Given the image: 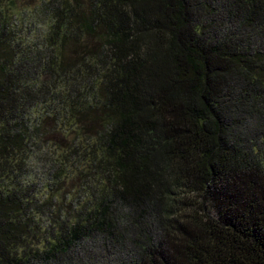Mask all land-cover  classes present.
Returning a JSON list of instances; mask_svg holds the SVG:
<instances>
[{
	"label": "trees",
	"instance_id": "obj_1",
	"mask_svg": "<svg viewBox=\"0 0 264 264\" xmlns=\"http://www.w3.org/2000/svg\"><path fill=\"white\" fill-rule=\"evenodd\" d=\"M97 246L264 264V0H0V264Z\"/></svg>",
	"mask_w": 264,
	"mask_h": 264
},
{
	"label": "rangeland",
	"instance_id": "obj_2",
	"mask_svg": "<svg viewBox=\"0 0 264 264\" xmlns=\"http://www.w3.org/2000/svg\"><path fill=\"white\" fill-rule=\"evenodd\" d=\"M99 124H100V121L98 119H94V121L90 120L89 122L90 127H94L92 130H90V132H94ZM92 134L93 133H91V135ZM75 137H76L75 134H72L68 136L67 138L55 137L53 141L61 143L57 145L66 146L74 142L76 140ZM54 148H56L55 145L53 146V149L49 147L48 152L47 150H44L43 154L47 156V159H50L51 155L54 153ZM70 166L72 167V169H76L74 164ZM85 183L86 182L84 181V179L83 181H81L79 177L73 178V180L72 179L67 180V184L65 185V191L76 195V193L80 190L81 184H85ZM61 193H63V191H61ZM104 247L105 246H97L96 248H86V249L80 250V252H78L77 254L80 258H85L88 260L95 261L94 262L95 264H107L108 262H110V252L109 250L107 251L104 250Z\"/></svg>",
	"mask_w": 264,
	"mask_h": 264
}]
</instances>
